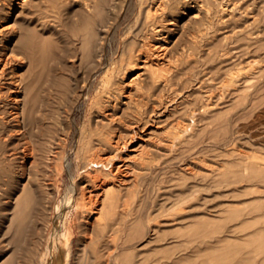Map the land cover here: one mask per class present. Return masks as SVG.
<instances>
[{
  "label": "rangeland",
  "instance_id": "374dc122",
  "mask_svg": "<svg viewBox=\"0 0 264 264\" xmlns=\"http://www.w3.org/2000/svg\"><path fill=\"white\" fill-rule=\"evenodd\" d=\"M144 1H146V3L149 2V0ZM198 1L203 3L202 0ZM207 1L204 0V2H207L205 3L206 5H210L209 9H211V6L213 5V9H211L213 12L210 10L209 13V16L211 15L210 17L212 19L206 17H203V19L201 16L202 22L200 17H196L191 20L189 19L190 22L187 21V18H189L188 16L197 11L195 6L196 1L191 2L187 9L179 11L178 14L174 16L175 19H173L176 25L174 23L172 26H175V30L178 29V31L172 30L171 33L172 41H175L177 38L176 41L178 42H176V45L174 46L173 53L174 51L175 53H179L181 52L180 49H182V52H184L185 56L189 60L187 61V58L183 59L184 62H190L191 60L189 64L187 63L188 67L184 64V62H182L187 68L180 63V76H178V81H176V83L178 84V91L180 93L182 91V94L184 95L179 93V95L175 98L178 106V110L172 112L173 114L175 113V116L170 113L168 115L169 117L166 118L168 121L164 118L168 123L165 120L164 123H161L160 126L162 127L161 129L163 133H161L160 129V137L158 135V138L156 136L153 138L154 140L152 139L153 142H149L148 151L150 152L147 157H145L146 160H149L146 161L144 158L142 160V157L138 155V161L135 162L136 164H133L137 174L136 183L135 185H133V183L131 184L133 185V187L131 186L132 188H130L131 190L122 191L120 196V198H122L121 200H123L121 201V206L119 205V208L117 206L118 210L113 215L106 218L108 220L107 228L105 229L102 224H95L91 229H88L86 224H82V221L79 219L68 224L70 226L67 228L68 239L70 242L69 264H77L79 259L80 261L78 264H83L84 262L87 264H106V261H97L96 250L100 248L105 241H107V238H115V241L112 242L109 239V242L112 243L114 249V255L112 256L110 264H264V179L253 177L250 180H245V178H241L238 179L237 182V179L235 180L232 178V175L237 172L236 169H233L234 167L237 168V170H240L236 173V175L239 174V172L243 175H250L252 170L251 168L249 170L247 169L251 166L250 164L256 162L261 163L264 161V0ZM209 1L211 3H209ZM45 3H48V1L43 2L42 0H29L26 8L27 14L25 15L27 17L29 16L28 18L30 19L33 18L31 20L32 23L30 24L32 26L36 25L38 29H41L43 26L42 23L45 12H43L44 10H42L41 7L42 5H45ZM138 3L139 0H119V3L115 6L117 9L114 7L115 10L113 8L111 10V18L113 20L111 19V21L110 18L107 20L108 24L111 22L109 24L111 26H108L109 29H107L105 33L106 38L103 42L104 50L102 49L101 51L102 58H99V53L96 50V52H94L96 55H93L95 58L92 56L86 61L82 58L83 54L81 52V48L78 46L80 43H75L77 42L75 38L76 36L73 37L74 35L71 34V31L66 33L61 31L62 27L59 25L58 21L53 20L55 17L50 14V18L53 17L52 21L57 23L58 27L51 21L52 30L41 36L51 37L50 43L42 50L38 49L36 51V54L39 55L40 59H43V61L39 62V64L35 67L36 76L42 80L37 87L41 94L40 99H44L40 112H43L46 109L49 99L51 102L53 101V104L55 105L62 104V108L58 109V112H55L59 124L57 127L59 126L61 129L62 126L64 127L65 125H69V123L71 125L73 123L75 124L72 125V141L68 145V149H66L67 151L65 150L66 155L70 158L72 156L71 159L76 158L73 150L80 139V129L83 122L86 121V115H88V111L91 109L90 105H93L94 99H97V97L104 91L102 88L105 87L104 84L106 83L104 80L106 75V66L109 62L113 61L112 59L119 56L120 53L117 51V48L121 44L124 34L128 32L129 29L133 30L135 28L134 26L137 23L135 17L137 14ZM228 6L230 10H224V12L223 8ZM50 12H53V10H50ZM0 13L1 16L3 15L1 18L2 21L6 22L8 19L3 18L6 13V9L0 6ZM15 16L16 15L12 16V19L15 18ZM23 16L21 15L16 18L22 22ZM131 19L132 23L130 22ZM197 19L200 21L196 22L195 20ZM185 21L190 23V25L192 24V26ZM186 23L191 28H189ZM198 23L202 26H200L201 28H204L202 29L203 31H201V28L198 29ZM180 26L182 27V30ZM195 27H198L196 31ZM181 31H183V34ZM192 31H195L196 33H192ZM198 31H200V33L202 32L200 40V33ZM132 33V31L128 32L129 37L132 36ZM178 34L181 41L178 39ZM67 35L70 36L67 37ZM196 35H198V42H194V37ZM203 37L204 39L202 40ZM70 38H72L73 41ZM62 39L66 41H63ZM59 41L61 42L59 43ZM208 41L210 42L207 44ZM216 41L220 47L216 46L215 48L214 46L215 49H213V47L210 46L216 45ZM74 43L76 46H74ZM54 44H56V46ZM194 44L196 46L198 44L200 49L202 47H205L206 49L204 48V51L202 49L199 50L196 46H194ZM177 45L178 48L176 47ZM208 46L209 48H212L213 51L220 53H212L210 54L212 57L209 58L210 55H207L209 54L207 52H210L208 51ZM175 47L177 49H175ZM217 47L221 50L223 49L224 51H220ZM75 48L76 50H74ZM45 49L50 50L46 51ZM194 50H198L197 53H195V57H193L194 52H196ZM72 51H75V53ZM187 51L191 53H189L191 56ZM182 52L179 53L178 56L182 54ZM20 54L22 56L24 55L21 52ZM176 54L174 59H177L178 57ZM213 54H215V56H213ZM202 58H204V60H209H205L207 62L204 63ZM28 59L29 57H24L26 64L24 65L23 71L26 74L29 73L30 70V59ZM80 59H82L84 63L81 64L82 60ZM192 60L194 62H192ZM94 61L96 62L94 63ZM89 62L91 63L89 64ZM196 62H198V64H196ZM190 64L193 65L191 66ZM91 65H93L94 68ZM182 66H184V68ZM197 67L199 69H196ZM185 68L186 70H184ZM233 70L235 74H238L239 76L235 75ZM182 72H185V74ZM230 72L231 74H229ZM57 74L61 75V77L57 80L56 85H50L49 81L46 82L48 78H52L53 80L54 76ZM233 74L236 76L235 80L234 76L230 77ZM186 75H188L189 80ZM226 76L230 77V79ZM179 77H181L183 81L180 80L181 78ZM206 77L208 78L207 81ZM101 78H103L104 81H101ZM226 78H228L227 81L229 83L231 82L230 84H226ZM222 79L224 85L222 84V88H219L221 87L220 83L222 82ZM82 80L86 82H83ZM186 80L187 82H184ZM233 80L235 85L232 83ZM181 81L184 84L187 83V87H184V84ZM231 84L234 85L233 90L228 87L229 85L232 88ZM65 86L67 93L63 97L61 96V93L64 91ZM181 87H183L185 91ZM214 87L218 90L216 91ZM212 90L216 91H214L215 94ZM206 91H208L207 95ZM221 91L222 93H220ZM209 92L210 95H208ZM246 92H248V95H246ZM212 93L214 94V98ZM199 94L204 97L202 98L201 96H198ZM182 96L185 97V99L189 98V100L187 99L189 102L184 98L182 100ZM201 98L204 101H198ZM211 98L215 99V101ZM205 99L210 100L207 101V105L205 104ZM216 100L220 103L218 104ZM235 101L237 103L239 101V103L236 104ZM188 103L191 104V107L187 106ZM215 103L218 105H215ZM209 104L214 107L211 108ZM232 105H235V109H238L235 110L234 107H231ZM201 106L205 107V111L203 107V109L201 108ZM207 106H209L210 109ZM195 108L196 110H194ZM197 108H199L198 110L200 112ZM179 109L181 112L183 111L182 113L187 116L188 120L185 118L186 116L183 114L181 115ZM186 110H190L191 113ZM201 111H204V113ZM177 112L180 113L183 119L179 117L180 115ZM188 115H191L192 118L190 116L188 117ZM171 116L175 119L171 120ZM202 117L204 119L206 118V120ZM168 118H170L171 121ZM207 119L213 120V122L211 121V123L210 120L207 122ZM180 122L183 126L186 125L189 128H187V130H190L189 134L186 133L187 130L181 132L182 135H177L178 133H175V130H177V126ZM187 122L188 124H186ZM190 123L191 126L189 125ZM163 124L165 127H163ZM180 125L179 127L182 126ZM174 126H176V129L174 128L175 130H171ZM192 126L193 128H191ZM169 130L175 133L177 137L180 136L181 139H179L181 141H179V139L176 140V135L170 133ZM191 131H193L192 134ZM184 134H187L185 135L186 137L183 136ZM235 134L237 137L236 139L234 138ZM191 135L195 138H191ZM16 136L17 135H15V137ZM15 137L14 141L12 140V144H9L10 146L14 144V147L15 144L16 146L18 145V142L19 144L22 142V144L18 145L16 150L18 151V155L20 152V155L23 156L22 149L25 146L23 141L27 138ZM170 137L171 139L175 138L176 141H174V139L171 140ZM189 138L191 139V144L195 143L192 147L190 143L187 142L190 141ZM233 138L235 140H233ZM140 139L141 138L138 137L135 141L139 142ZM154 141H156V143ZM166 142L169 143V145ZM186 143L189 145V148ZM0 146L3 149L2 141H0ZM233 146L236 149L235 151ZM1 148L0 151H2ZM47 151L45 149L44 152L47 156L43 155L46 163H43V160L40 162V169L45 168L44 170H40L42 172L44 171V174L42 173L43 175H40V179L35 180L32 185L39 190L38 193L41 192L42 194H40L41 198L39 196L40 206L38 212L34 210L32 216L30 214L29 217V220L31 218L32 219L30 221L28 220L30 224L33 220L35 223L33 222L34 224L32 223V225L29 224L30 227L28 226L27 231H25L23 236L18 239H13V234L11 232H5L6 228L4 225L6 222L4 221L7 218V214L12 211V204L14 201L13 196L15 192H17L23 183L28 180L27 177H24L19 166L23 157H19V161H16V165L14 164L16 171H13L15 177H13L11 184L4 185L8 191H5L4 189V193H0V258H3L7 254L9 256H13L14 259H11L12 264H41L52 245L58 248L66 247L65 249L67 250L68 239L66 237L56 238L57 224L59 223L58 218L60 212H63L65 219L72 220L73 217H75L74 213L76 212V208L71 203L73 201L72 198L76 196V193L74 195L71 184L73 180L71 179V173L63 165L65 157L62 155V157L57 159L58 161L55 160L59 162L58 172L55 168H53L57 162L53 160L55 162L54 165V162L48 157V154L51 155L49 152L52 151L50 149L48 152ZM59 154L61 155V153ZM1 158L3 157L0 152V162L2 163H0V168L4 162ZM47 159L49 161H47ZM140 161L141 164H139L138 167V162ZM76 163L77 161L74 163L71 170L75 174H78L76 170ZM51 164L53 166H51ZM142 164H144V167ZM140 165L142 166V169ZM50 166L52 168L49 169ZM31 170L33 172V165ZM138 170L141 171L138 172ZM0 174H2L0 175L1 186L3 180L5 179H2V176H5L3 173ZM61 175L63 177H61ZM141 175L143 176L141 177ZM77 178L79 180L78 176ZM139 182L142 186L139 185ZM41 184L43 185V188L41 187ZM139 187L142 190H140ZM136 188L139 190H136ZM0 190L2 189L0 188ZM137 191L140 192L137 193ZM130 192H133V195L130 194ZM122 204H124V206ZM125 206L127 209L129 207V209L127 210ZM34 214L37 215L35 216ZM139 219L143 222L141 225L139 224L142 229L144 227L143 230L138 224H135V221L136 223H140L138 221ZM196 222L199 223L200 229L199 227L197 229L198 223ZM193 223H195V226L197 224V226L192 227ZM132 224L135 225L132 227ZM136 226L138 227V231L141 230L142 232L135 230ZM151 227L156 229H152ZM186 228L190 231V234L187 231L183 232V234H185L183 235L182 231ZM194 229L196 230L195 232ZM129 230H132L134 234L137 231V235H132V232H129ZM197 230H199V234L197 233ZM191 231L194 232L193 235H191ZM128 234L131 238L134 237L135 239L131 240ZM158 237L163 239H159ZM83 238H85L86 241L83 240ZM92 239L93 241H91ZM84 245H88V250L86 251H88V254L90 253L89 256L84 254ZM236 245L238 247H236ZM83 255L86 256L84 257ZM82 256L84 259L86 258L85 261L84 259H81ZM87 256L89 260H87Z\"/></svg>",
  "mask_w": 264,
  "mask_h": 264
},
{
  "label": "bare ground",
  "instance_id": "6f19581e",
  "mask_svg": "<svg viewBox=\"0 0 264 264\" xmlns=\"http://www.w3.org/2000/svg\"><path fill=\"white\" fill-rule=\"evenodd\" d=\"M42 1L43 2L48 1V3H45V5H42V7H41V9L44 10L43 12H45V15H44L43 23H42L43 26L41 29H38L36 25L32 26L30 24V23H32L31 20L33 18L30 19V18H28L29 16L27 17L25 15V14H27L26 8L28 6L29 0H0V6L2 8L4 7L6 9V13H5L6 16L4 15L3 18L8 19L6 22H3L1 19L3 15L1 16V13H0V141H2V144H3V149L0 146V148L2 149V151H0V152H1V156L3 157L1 159L4 161L3 165H1L0 173H3V175L5 176V177L2 176V179L3 178H5V179L2 182V185H1L2 187L0 186V188L2 189V190H0L1 191L0 193H4L3 192L4 189H5V191H8V189L4 185H10L13 177H15V174L13 171H16L15 165H16V161L19 159V157H21V158L23 157L22 160L20 159L21 161L19 163V166L23 172L24 177L28 178V180L23 183L21 188L18 189L17 192H15V194L13 196L14 201L12 204L13 205L12 211L7 214V216H6L7 218L4 221V222H6L4 225V227L6 228L5 232H11L13 234V239L14 238L18 239V238L23 236L24 232L27 231V227L30 224L29 221L32 219L31 218L29 220L30 214L32 216V213L34 210H36L37 212L39 210V206H40L39 205V202H40L39 196L41 198L42 194H41V192L38 193L39 190L37 188H35V186H32V185H33L35 180L40 179V175L44 174V171L42 172L40 170H44L45 166L43 167L44 169H40V166H41L40 162H41V160H43V163H46L45 162L46 160H45V158H43V155H46V154H44V152H45V149L47 151L48 147H49L48 151L50 149L52 152H49V153H51V155H49L48 153L47 154H48V157L52 161L57 160L58 158L62 157V155H63V157H65V161H64L63 165L71 173V179H73L71 184L73 187L74 195L76 193V196L72 198L73 201L71 203L76 208V210H75L76 212L74 213L75 217H73L72 220L71 219H65L63 212H60V215L58 218L59 223L57 224L56 238L66 237L68 239L69 237H68V229L67 228L70 227L68 224L73 223L74 220H78V219L82 221V224H86L88 229H91L95 224H100V225L102 224L105 227V229L107 228L108 220L106 218L109 217L110 215H113L118 210L119 205L122 203L121 201H123V200H121L122 198H120L122 191L123 190H129L136 183L137 174L135 172V168H134L133 164L138 161V158H137L138 155L142 157L141 158L142 160H143V158H144V160H146L145 157H147V155L150 152V151H148L149 142H151L152 139L156 136L158 138V135L160 133V129L162 128L160 126L161 123L162 122L164 123V120L167 117H169L168 115L170 113H172L175 110L176 111L178 110L177 109V107H178L177 106V100L175 98L179 95L180 92L178 91V88H177L178 84L176 83V81H178L177 78H178V76H180L179 75L180 63L184 62L183 59H186L187 57L185 56L184 52H182L183 51L182 49H180L182 54H180L179 56H178V54L181 52H179V53L176 52L177 53L176 54L174 51V53H173L174 46L176 45V42H177L176 41L177 38L175 39V41H172V39H171L172 34L171 33H172V30L178 31V29H176V30L174 29L175 26L174 27L172 26L175 23L173 20V19H175L174 16L177 15L179 11L187 9L188 5H190L191 2H193V1L194 2L196 1L195 6L197 8V11L195 13H193L192 15L188 16L189 18H187V21H189V22L191 19H194L196 17H200V20L203 17L211 18L210 17L211 15L209 16V13H210V10L213 9V7H212L213 5L211 6V9H209L210 5L205 4L208 2L207 0H206L207 2H204V0H202V2L206 6L203 3H201V1H198V0H149L148 3H146V1H144V0H139L138 6L135 5L138 7L137 8V14L135 17L137 20V23L134 26L135 28L133 27L134 28L133 30L129 29V31L133 32L132 36L129 37V35H128L129 31L126 32L127 34L126 33L124 34V37L122 38V42L119 45V47L117 48V51L120 53L119 56L112 59L113 61L109 62L106 66V73L104 72L106 74L105 79H104L106 83L105 84L103 83L105 86V87L103 86L104 88H102V89H104L103 93L100 96L97 95L98 96L97 99L91 98V99H94V103H93V105H90L91 109L88 111V115H86L87 116L86 121L83 120L84 122L81 126L80 133H79L80 139L79 140L77 139L78 140L77 145H76L75 149L73 150L75 153V156H76V158H75L77 161L76 170L78 172V174H75L74 172H72L71 169L73 168V165L76 161H75V159H71L72 156L70 158L68 155L65 154V150L68 149L67 147L72 141V139H71L72 138L71 135L73 133L72 125L74 124L73 123L74 121L72 122L73 123L72 125L69 123V125H65L64 127L59 122L62 127H61V129L59 126L57 127V125H59V124H58L55 112H58L59 111L58 109L62 108V106H61L62 104L61 105H55V104H53V101L51 102L50 99L47 102L46 109L43 112H40L41 106L43 105L42 103L44 102V99H40L41 94H40V91L38 90L37 87L41 83L42 80L40 78H38V76H36L35 67L39 64V62L43 61V59H40L39 55L36 54V51L38 49L42 50L44 47H46V45H48L50 43L51 37H45V36L41 37V36H43L46 32L52 30L51 21H52L53 17L50 18L51 17L50 14H52L55 17L53 20L58 21L59 25L62 27L61 31H64L65 33L71 31V34L74 35L73 37L76 36L75 38H76L77 42H75V43H80V45H78V46H79V48H81V52L83 54L82 58L84 61H86L87 59H90L93 55H96V54H94V52H96V50L99 53L98 54L99 58H102V52L101 51L103 49L104 39L106 38L105 33H106L107 29H109L108 26H111V25H109L111 22L108 24L107 20L109 18H110V20L112 19L111 18V14H112L111 10H112V8L114 10H115V8L117 9V7H115V6L119 3V0H42ZM209 3H211V2L209 1ZM192 4H194V3H192ZM228 9H229V6L226 8H223V11L224 10L228 11ZM50 10H53V12H50ZM121 12H122V10H121ZM14 15H16V16H15V18L12 19V16H14ZM21 15L22 16L24 15L22 22L19 21L18 18H16V17L21 16ZM201 16H202V18H201ZM181 17H182V15H181ZM34 19H36V18H34ZM200 20L197 19L195 21L199 22ZM187 21H185V22H187ZM130 22L132 23V19ZM192 22H193V20H192ZM201 22H202V20H201ZM53 23H55V22H53ZM187 23H186V25H187ZM55 24L57 25V23H55ZM188 24L190 25V23H188ZM175 25H176V23H175ZM179 25H181V24H179ZM196 25H197V23H196ZM190 26H192V24ZM200 26L201 25L199 24V28L198 27L197 28L200 29L202 27V26L201 27ZM53 27H56V26H53ZM57 27H58V25H57ZM180 28L182 30L181 26H180ZM189 28H191V27H189ZM197 28L195 27V31L197 30ZM202 29H204V28H201V31H203ZM56 30L58 31L57 28H56ZM181 32L183 34V31H181ZM194 32L192 31V33H194ZM198 32L200 33V31H198ZM201 35H202V32L200 33L199 40L201 39ZM69 36L67 35V37H69ZM178 36H179V34H178ZM227 37H229V36H227ZM70 39L73 41L72 38H70ZM178 39L180 40V36L178 37ZM197 39H198V35H196L194 37V42H198ZM203 39H204V37L202 38V40ZM63 41H66V40H63ZM217 41H216V43H217ZM60 42L61 41H59V43ZM209 42L210 41H208L207 44ZM75 43H74V46H76ZM54 45L56 46V44H54ZM179 46H180V42H179ZM194 46H196V45L194 44ZM214 46H215V48H216V46L220 47L218 45V43L216 45H211L210 47H213V49H215ZM116 47H117V44H116ZM176 47L178 48V45ZM176 47H175V49H177ZM196 47L199 50L202 49L203 51L205 48V47L204 48L202 47L200 49L198 44ZM208 48H209V46H208ZM49 50L50 49H48L46 51H49ZM74 50H76V48ZM219 50L222 51L223 49L222 50L219 49ZM228 50H226V51H228ZM188 51H190V50H188ZM194 51H196V50H194ZM197 51L194 52L193 57L196 56L195 53H197ZM208 51H210V52H207V53H209L207 55H210L212 53H215V54L220 53L217 51L216 52L213 51L212 48H209ZM20 52L23 53L24 55L22 56L20 54ZM72 52L75 53V51H72ZM189 53L190 52H188V54ZM228 53H230V52H228ZM79 54H80V52H79ZM175 54L178 56L177 59H174ZM215 54H213V56H215ZM219 55H218V57H219ZM224 55H226V54H224ZM222 56H223V53H222ZM24 57H29V59H30V64L28 63L30 65V68H29L30 70H29V73H27V74L24 73V71H23L24 65L26 64ZM96 57H98V56H96ZM210 57H212V55H210L209 58ZM68 58H69V56H68ZM191 58H189V59H191ZM200 58H201V56H200ZM200 58H198V59H200ZM202 59H203L204 63L209 60V59H205V60H207V61H205L204 58H202ZM80 60H82V59H80ZM83 60H82V62L80 61L81 64L84 63ZM193 60H194V58H193ZM193 60H192V62H194ZM187 61H189L188 58H187ZM187 61L184 62V64L186 66L191 62V60H190V62H187ZM95 62L96 61H94V63ZM90 63L91 62H89V64ZM99 64H100V62H99ZM193 64H190V65L192 66ZM196 64H198V62H196ZM91 66H93V65H91ZM184 66H182V67L184 68ZM196 66H194V67H196ZM96 67H97V65H96ZM88 68H90V67H88ZM93 68H94V66H93ZM186 68L184 70H186ZM196 69H199V68L197 67ZM186 72H188V71H186ZM191 72H192V70H191ZM233 72H234V70H233ZM182 73L185 74V72H182ZM192 74H193V72H192ZM229 74H231V72ZM234 74H235V72H234ZM234 74L230 77H233ZM195 75H197V74H195ZM235 75H238V74H235ZM186 76L188 78V75H186ZM228 76H226V77H228ZM60 77H61V75L57 74L54 76L53 80H52V78H48L46 80V82L49 81L50 85H56L57 80ZM102 77H104V76H102ZM230 77H228V78L230 79ZM235 77L236 76H234V80H235ZM179 78H181V77H179ZM183 78H184V76H183ZM196 78L198 80L197 76H196ZM228 78H226V82H227L226 84L229 83L227 81ZM202 79H205V78H202ZM224 79H225V77H224ZM84 80H82V81L86 82ZM102 80H103V78H101V81ZM180 80L183 81L182 78ZM188 80H189V78H188ZM207 80H208V78L206 79V81ZM234 80L232 82L233 84H234ZM184 82H187V80ZM186 84H184V87L186 86ZM189 84H190V82H189ZM222 84H223V79H222V82L220 83L221 87H219V88H222V86L224 85V84L223 85ZM233 84H231L232 88L228 85V87L232 90H233V87L235 85V84L234 85ZM191 85H192V83H191ZM218 86H219V84H218ZM205 87H206V84H205ZM181 88L184 90L183 87H181ZM73 89H74V87H73ZM218 89L215 88L216 91ZM75 90H76V88H75ZM215 90H212L213 93ZM52 91H54V90H52ZM66 91H67V89L65 86L64 91L61 93V96L64 97L65 94L67 93ZM222 91L220 93H222ZM246 91H248V90H246ZM207 92L208 91H206V95H207ZM213 93H212V95L214 98L215 93L214 94ZM246 93H247L246 95H248V92H246ZM180 94L184 95V94H182V91ZM208 95H210V92L208 93ZM198 96H201V95L199 94ZM77 97H76V99H77ZM186 97H188V96H186ZM201 97L203 98L204 96L202 95ZM183 98L185 99V97L182 96V100H183ZM202 98L198 101H201V102L204 101V100H202ZM213 98H211V99L215 101V99H213ZM73 99H75V98H73ZM187 99L189 100V98H186L185 100H187ZM235 100H238V99H235ZM207 101H210V100H206V102H205L206 105L208 104ZM179 102H181V101H179ZM216 102H217V100H216ZM191 103H192V101H191ZM196 103H198V102H196ZM217 103L219 104L220 102H217ZM217 103H215V105ZM238 103H239V101H238ZM238 103L236 102V104H238ZM203 104H204V102H203ZM187 106L191 107V104L188 103ZM210 106H211V108L214 107L212 105H210ZM234 106L232 105L231 107H234ZM202 107L203 106H201V108ZM207 107L209 108V106H207ZM87 108H90V107H87ZM199 108H200V106H199ZM199 108H197V110ZM203 108L205 111V107H203ZM234 109H235V107H234ZM236 109H238V108H236ZM73 110H74V108H73ZM194 110H196V108ZM69 111H72V110H69ZM186 111L191 113L190 110H186ZM192 111H193V109H192ZM204 111H201V112L204 113ZM85 112H86V109H85ZM180 112H181V110H180ZM182 112H181V115L183 114ZM174 114H173V116H175ZM178 114L180 115V113H178ZM181 115L179 117H181ZM183 115L186 116L185 114H183ZM191 115H188V117L190 116L192 118L193 115L192 116ZM176 116H177V114H176ZM203 116H204V114H203ZM69 117H71V116H69ZM66 118H67V116H66ZM66 118H63V119H66ZM170 118H172V116ZM170 118H168V119L170 120ZM181 118L183 119V117H181ZM185 118L187 119V116ZM174 119L172 118L171 120H174ZM216 119H217V117H216ZM193 120H194V118H193ZM204 120H206V118ZM204 120H202V121H204ZM209 120L207 119V122H209ZM213 120H214V118H213ZM213 120H210V122L211 121L213 122ZM175 121H177V120H175ZM184 122H186V121H184ZM180 124H181V122H180ZM186 124H188V122ZM179 125L177 126L178 127L177 130H175L176 126H174L172 129L170 128L171 130H173L175 128L174 130H175L176 134L178 133L177 135L181 134V132H184L188 128L186 125L183 126L181 124L182 125V126L180 125L181 127H179ZM189 125L191 126V123ZM172 126H173V124H172ZM163 127H165V125ZM169 127H171V126H169ZM191 128H193V126ZM192 130H194V129H192ZM189 131L190 130H187L186 133L189 134ZM192 132L193 131H191V134H192ZM161 133H163L162 129H161ZM161 133H160V135H161ZM170 133L176 135L172 131H170ZM15 135H17L16 136L17 138H20V137L27 138L25 141H23L24 145H25L22 149L23 150V153H22L23 156L20 155V152L18 155V151L16 150L18 148V145L22 144V142L20 144L18 142V145L16 146V144H15L14 147H13L14 144L12 146H10V144H9V143L12 144V142L14 141ZM160 135H159V137H160ZM162 135H164V134H162ZM177 135L175 136L176 140L179 138L181 139V137L180 136L177 137ZM185 135H187V134H184L183 136L186 137ZM188 136H190V135H188ZM138 137L141 139L139 140V142H136L135 140ZM192 137L193 136L191 135V138ZM161 138H162V136H161ZM175 138H172V139H174V141H176ZM193 138H195V137H193ZM234 138L235 139L237 138L236 134H235ZM234 138H233V140H235ZM162 139H160V140L162 141ZM170 139H171V137H170ZM180 139H179V141H181ZM18 141H19V139H18ZM154 142L156 143V141H154ZM162 142H164V141H162ZM187 142L190 143L191 147L193 146V144H195V143H193V141H192L193 144H191V139H190V141H187ZM167 144L169 145V143H167ZM171 144H174V143H171ZM186 145H187V143H186ZM8 146H10V147H8ZM154 146H155V144H154ZM188 146L189 145H187V147ZM166 147H169V146H166ZM60 148H61V150H60ZM233 148H234V146H233ZM162 149H163V147H162ZM194 150H195V147H194ZM194 150H192V151H194ZM235 150L236 149L234 148V151ZM59 153H61V155ZM195 153H196V150H195ZM191 155H192V153H191ZM193 158H191V159H193ZM62 159H60V160H62ZM148 160H146V161H148ZM47 161H49V160L47 159ZM57 161H55V162H57ZM55 162H54V165H55ZM253 162H255V161H253ZM60 164H62V163H60ZM139 164H141V161L138 162V167H139ZM32 165L34 166L33 172L31 170ZM47 165H49V164H47ZM142 165L144 167V164H142ZM250 165H251L250 167L247 166L248 170L250 168L252 170L251 171L252 173H250V175L249 174L243 175V174H241V172H239V174L236 175V173L240 170H237V168L234 167L233 169H236L237 172L234 173L235 175L234 174L232 175L233 176L232 178L235 180L237 179L236 180L237 182H238V179H241V178L242 179L245 178V180H250L253 177L264 179V161H262L261 163L260 162L251 163ZM51 166H53V165L51 164ZM51 166L49 167V169L52 168ZM145 167H147V166H145ZM53 168H55L59 172V162H57ZM191 168H192V166H191ZM141 169H142V166H141ZM189 169H190V167H189ZM217 169H218V166H217ZM18 170H20V169H18ZM51 170H53V169H51ZM139 171H141V170H138V172ZM0 175H2V174H0ZM143 175H141V177ZM77 176L79 177V180H78ZM234 176H235V178H234ZM61 177H63V176L61 175ZM39 182H41V181H39ZM232 182H233V180H232ZM132 183H133V185H131ZM71 184H69V185H71ZM139 185H140V182H139ZM137 186H138V184H137ZM140 186H142V185H140ZM41 187L43 188V185ZM194 187H195V185H194ZM139 189H140V187H139ZM139 189L136 188V190H139ZM140 190H142V189H140ZM134 192H136V191H134ZM138 192H140V191H137V193ZM132 193L133 192H130V194H132ZM61 200H63V199H61ZM124 204H122V205L124 206ZM117 206H118V208H117ZM61 209H62V206H61ZM126 209H127V207H126ZM128 209H129V207H128ZM121 210H123V209H121ZM40 214H41V212H40ZM185 214H186V212H185ZM34 215L36 216L37 214H34ZM36 219H35V221H36ZM138 221L140 223H136V221H135L136 225L137 224L141 225V223H143L140 219ZM33 222H34V220H33ZM33 222H31L30 225H32ZM196 223H198V222H196ZM134 225L132 224V227ZM140 225H139V227L142 229V227ZM194 226H195V223H193L192 227H194ZM196 226H197V224H196ZM198 227L200 229L199 223H198L197 229H198ZM135 228H132V229H135L138 231V229H137L138 227L136 226ZM143 229H144V227H143ZM152 229H156V228H152ZM189 229H190V227H189ZM157 230H158V228H157ZM187 231L188 230L186 228L185 230L182 231V234H183V232H187ZM195 231L196 230L194 229V232ZM129 232H132V235L134 234V232L132 230L131 231L129 230ZM136 232H135L134 236L137 235ZM138 232H142V231L140 230ZM147 232H148V230H147ZM188 232L190 234V231H188ZM191 232H192L191 235H193L194 232L193 231H191ZM178 233H181V232H178ZM197 233L199 234V230H197ZM129 234H131V233H129ZM129 234H128V236H130ZM183 235H185V234H183ZM88 238H90V237H88ZM129 238H131V236ZM158 238L163 239L161 237H158ZM109 239L107 238L106 239L107 241H105L102 244V246H100V248H98L96 250L98 262H102V260H103V261H106V264H110L112 256L114 255V253H113L114 249H113L111 242L115 241L114 240L115 238H111L110 239L111 242H109ZM132 239H135V238L132 237L131 240ZM83 240L86 241L85 238H83ZM91 241H93V239ZM69 243L70 242L68 239V242H67V254H68L67 264H69V257H70V254H69L70 253V244ZM87 243L89 244L88 241H87ZM87 247H88V245H84V250H85L84 254L89 256L90 253L88 254V251H86V250H88ZM236 247H238V246L236 245ZM86 255H83V256L85 257ZM83 256H82V258L81 257L80 258L84 259ZM88 256H87V260H89ZM11 259H14L13 256H9L7 254L3 258H0V264H12ZM85 259H84V261H85ZM79 261H80V259H79ZM79 261H78V263H79ZM85 264H87V263H85Z\"/></svg>",
  "mask_w": 264,
  "mask_h": 264
},
{
  "label": "water",
  "instance_id": "95a60500",
  "mask_svg": "<svg viewBox=\"0 0 264 264\" xmlns=\"http://www.w3.org/2000/svg\"><path fill=\"white\" fill-rule=\"evenodd\" d=\"M65 248H58L52 245L41 264H67L68 254Z\"/></svg>",
  "mask_w": 264,
  "mask_h": 264
}]
</instances>
